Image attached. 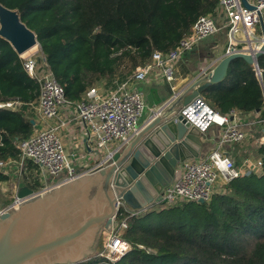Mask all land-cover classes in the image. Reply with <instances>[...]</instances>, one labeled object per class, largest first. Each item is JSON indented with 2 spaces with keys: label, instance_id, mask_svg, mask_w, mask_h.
<instances>
[{
  "label": "trees",
  "instance_id": "obj_1",
  "mask_svg": "<svg viewBox=\"0 0 264 264\" xmlns=\"http://www.w3.org/2000/svg\"><path fill=\"white\" fill-rule=\"evenodd\" d=\"M220 2L0 0L17 10L37 34L39 65L49 66L72 102L81 100L89 89H98L102 80L111 83L117 78V87L138 67L151 64L156 52L169 53L197 19L213 15ZM258 68L261 78L255 66L235 59L225 78L203 90L202 98L220 114L264 111V55ZM39 97V84L25 71L23 58L0 36V104L17 103L0 107V162L20 160L18 143L36 131L33 106ZM257 151L260 169L226 182L221 192L204 202L210 203L200 211L205 216L186 215L189 209L184 204L167 208L168 215L161 211L148 222L149 209L129 218L121 232L131 244L123 258L117 262L95 258L80 264H264V142ZM13 166L17 168L16 163ZM38 171L36 164L26 161L22 184L35 192L42 188ZM11 180L0 167V184L6 185L9 196Z\"/></svg>",
  "mask_w": 264,
  "mask_h": 264
},
{
  "label": "water",
  "instance_id": "obj_2",
  "mask_svg": "<svg viewBox=\"0 0 264 264\" xmlns=\"http://www.w3.org/2000/svg\"><path fill=\"white\" fill-rule=\"evenodd\" d=\"M240 2L244 8L255 9L249 0ZM260 25L262 45L255 52L223 57L211 71L213 65L166 100L150 89L146 94L148 121L111 159L102 158L90 172L40 195L22 186L18 198L24 201L0 216V264H80L95 259L102 235L118 226V200L137 213L161 203L178 165L201 158L206 128L182 110L208 86L221 82L235 59L258 69L264 55L263 15ZM0 36L21 57L40 46L37 34L23 23L19 12L2 4Z\"/></svg>",
  "mask_w": 264,
  "mask_h": 264
},
{
  "label": "built area",
  "instance_id": "obj_3",
  "mask_svg": "<svg viewBox=\"0 0 264 264\" xmlns=\"http://www.w3.org/2000/svg\"><path fill=\"white\" fill-rule=\"evenodd\" d=\"M253 5L255 9L249 10L242 6L240 0H221L219 8L227 19L228 32L225 56L238 52L252 53L261 47L262 36L256 41L257 43H254L253 39L255 38L254 29L260 24V17L264 13V0H257ZM217 31L218 27L212 14L200 16L191 27L190 33L184 36L169 53L163 55L156 52L151 64L138 67L133 75L125 78L115 90L103 93L97 88H91L81 100L76 102L65 98L63 86L46 63L44 68L43 65H39L34 54L23 56L25 71L36 80L40 87L38 104L33 107L43 121L54 120V124L42 130H36L31 137L18 143L21 152L18 162L11 159L0 162V167L4 168L6 174L11 171L9 166L12 168L15 163L17 164L16 180L12 178L14 181L12 202L0 207V216L10 207H17L24 201L18 198V192L24 181L26 161L30 160L38 166L42 185V188L36 192L39 195L84 174L76 170L61 136L60 128L67 125L63 112L69 111L75 116L82 132L86 135L87 147H93L92 150L100 161L102 158L111 159L115 152L128 143L142 128L141 118L147 106L146 99L140 91L131 89L130 84L134 81H143L151 72L160 70L171 91L174 94L177 93L175 71L172 65L200 41L214 35ZM240 32L246 37V47L237 46L236 36ZM255 44L260 45L255 46ZM257 73L261 78L259 68ZM14 104L17 103L8 102L0 104V107H13ZM199 105L210 112L208 121L200 118L201 113L196 110ZM182 112L192 121H199L198 123L206 129L211 125L218 126L221 130L220 144L205 158L189 159L178 165L174 181L165 187L162 193V202L169 206L187 202H210L221 179L224 183L238 179L242 173L237 168L233 157L223 151V145L241 143L250 137L234 120L235 111L220 114L211 109L202 96L198 97L190 107L184 108ZM175 122H178L177 118ZM199 131L202 132L201 129ZM261 142H264V131ZM104 151L105 154H103ZM47 176L63 178L58 183L44 185ZM128 214L139 213L130 210L123 201L118 200L115 215L118 226L113 231L102 235L97 258L117 262L131 251V244L121 236V232L128 227L130 218ZM119 217L122 218L119 220Z\"/></svg>",
  "mask_w": 264,
  "mask_h": 264
},
{
  "label": "crops",
  "instance_id": "obj_4",
  "mask_svg": "<svg viewBox=\"0 0 264 264\" xmlns=\"http://www.w3.org/2000/svg\"><path fill=\"white\" fill-rule=\"evenodd\" d=\"M257 0H249L250 3H255ZM214 19L216 21L218 31L209 36L202 41H200L192 50L187 52L182 56L177 62L172 66L175 71V84L178 90H181L185 84L192 78L200 76L201 72L212 66L215 67L219 61L225 56V52L228 46V35H227V19L221 8H217L213 13ZM264 19V13H263ZM262 36V27L258 24L254 29V39L257 41ZM237 46L239 48L246 47V37L240 32L237 34ZM260 44H255L259 46ZM38 48V47H37ZM37 51V50H36ZM36 53V52H34ZM31 53L28 56L34 54ZM26 57V56H24ZM130 88L133 90L140 91L146 99V94L150 89H156L159 97L166 100L171 95L169 85L165 82L160 70H155L151 72L143 81H134L130 84ZM202 96V94H201ZM147 103V102H146ZM148 106V105H147ZM204 114H206L203 111ZM150 114V109H149ZM149 114L141 118V125H144L149 118ZM36 130H42L54 124V120L43 121L38 112L36 111ZM63 116L67 119V125L60 128V133L63 138L65 147L68 154L70 155L72 162L75 164L76 170L79 173H86L93 170L100 163L97 154L91 148L87 147L85 142L86 135L82 132L78 120L69 111L63 112ZM233 118V117H232ZM203 120V119H202ZM206 119H204L205 121ZM234 120L239 125V127L247 132L250 137L244 142L237 144H226L223 145V151L229 153L235 160L237 168L241 171L242 175H246L249 171H257L260 166L253 168L258 161L251 159L254 153V148L259 147V143L263 137L264 131V111H254L249 113H241L235 111ZM220 128L216 125H211L203 133V148L201 151V158L208 156L219 144H220ZM258 149V148H257ZM251 160L253 166H248L246 162ZM10 170L14 174L13 179L16 180V167L12 168L9 166ZM10 171V172H11ZM9 173V172H8ZM11 176L12 174L9 173ZM63 177L53 178L47 176L46 183L44 185H52L58 183ZM11 195L10 199L13 198V180H11ZM43 184V183H42ZM225 183L221 181L217 185V191H220ZM25 186L21 184V187Z\"/></svg>",
  "mask_w": 264,
  "mask_h": 264
},
{
  "label": "rangeland",
  "instance_id": "obj_5",
  "mask_svg": "<svg viewBox=\"0 0 264 264\" xmlns=\"http://www.w3.org/2000/svg\"><path fill=\"white\" fill-rule=\"evenodd\" d=\"M40 52H41V49H40V46H38L36 53H34L35 57L39 56ZM27 56H28V55H27ZM27 56H26V57H27ZM117 82H118L117 78H116L115 80H113L111 83L102 80V81H100V82L97 84V87H98V89H99L101 92H103V93H108V92L113 91L114 86L116 87ZM147 114H149V108H148V106H146V108H145V110H144V113H143L144 117H145ZM257 148H258V146H257ZM257 148H254V153H253L252 155H250V156H251V159H255L256 161H257V160H261L260 157H258L259 154H258ZM95 150H96V149H95ZM100 151H101V150H100ZM103 154H105V151L103 152ZM256 158H257V159H256ZM256 163H259V164H255L254 167H253L254 169H255L257 166H261V161H258V162H256ZM246 164H247L248 166H251V167H252V166H253L252 164H254V163H252L251 160H248V161L246 162ZM10 173L12 174L11 178H13V177H14V174L12 173V171H11ZM8 185H9V184H8ZM5 186H6V185H4V183H1V184H0V207H2V206H4V205H7L8 203H11L10 196H9L8 191H7V189H6ZM222 188H223V187H220V192L223 190ZM5 190H6V191H5ZM184 204H186L187 207H188V209H189V210L186 209V212H185L186 215H189V214H193V213H194V214H193L194 216H195V214H197L198 216H201V215L205 216L204 212L202 213V212H200V211H204V210L207 208V206H209L210 203H207V205H205L204 203H200V202H187V203H181V204H178V206H180V207L182 208V207L184 206ZM173 207H176V205H174V206H169V205H167V204L164 203V202H161V203L156 204L155 206H153L152 208H150V210H151L152 212H151V214H150V216H149V219H148L147 221H148V222H149V221H151V222L155 221L156 218H157V216L160 214L161 211H162L161 213H162L163 216L168 215V211H166V209H167V208H173ZM173 212H177L176 209H174ZM173 212L171 213V215H173ZM196 212H197V213H196ZM177 213H182V212L179 211V212H177ZM183 213H184V212H183ZM135 215H137V214H135ZM135 215L128 214V216H129L130 218H131V217H134ZM183 216H185V215H183ZM196 218L199 219V218H202V217H196ZM99 248H100V245H99L98 249H99Z\"/></svg>",
  "mask_w": 264,
  "mask_h": 264
},
{
  "label": "bare ground",
  "instance_id": "obj_6",
  "mask_svg": "<svg viewBox=\"0 0 264 264\" xmlns=\"http://www.w3.org/2000/svg\"><path fill=\"white\" fill-rule=\"evenodd\" d=\"M37 47H38V46L33 47L32 49H30L29 51H27L25 54H23V56H27V55H29V54H31V53L36 52ZM32 55H33V54H32ZM30 56H31V55H30ZM196 110L199 111V112L201 113V116H200L201 119H203V120L206 119L205 121H208V119L210 118V115H211L210 112L208 111V109H206V108H201V106L199 105L198 107H196ZM203 111H204L206 114H204Z\"/></svg>",
  "mask_w": 264,
  "mask_h": 264
}]
</instances>
